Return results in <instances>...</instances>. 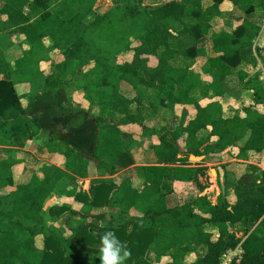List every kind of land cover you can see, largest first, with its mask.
<instances>
[{
  "label": "trees",
  "instance_id": "1",
  "mask_svg": "<svg viewBox=\"0 0 264 264\" xmlns=\"http://www.w3.org/2000/svg\"><path fill=\"white\" fill-rule=\"evenodd\" d=\"M225 1L212 0L205 7L204 0H0V36L22 35L28 45L14 64L0 43V146L6 155L0 158V264H100V237L109 230L130 250L126 264H160L165 258L166 264H185L193 252L191 264H223L224 256L238 250L240 256L229 264H264V172L246 173L231 187L224 183L213 203L200 195L207 187L201 178H207L208 168L190 165L191 155L214 152L208 143L212 136L224 152L244 139L242 156L264 151V111L256 108H264L261 72H238L243 87L254 93V105L244 108L245 117L224 118L219 102L202 106L192 95L203 84L201 75L192 74L188 63H171L177 57L192 62L207 56L198 43L210 34ZM228 1L245 17L232 33L211 34L216 56L208 57L203 72L211 75L214 96L226 94V78L243 62L255 66L258 57L264 67L263 49L254 48L261 27L251 20L257 9H264V0ZM54 50L64 59L46 76L41 64ZM122 82L135 89L133 99L121 93ZM19 84L32 89L27 106ZM73 88L84 93L88 107H72ZM209 90L203 91L204 98ZM178 105L183 109L174 130L144 126V110L153 115L161 107L176 112ZM190 108L195 110L192 117ZM129 123L159 137L154 144L158 163L137 168L145 180L141 191L130 178L118 183L113 178L135 163L131 142L119 127ZM202 130L209 132L199 139ZM21 139L61 155L63 167L44 164L37 172L17 154L14 146ZM90 177L89 191L79 188L78 180ZM175 181L197 189L169 208L166 199ZM54 193L82 203L80 211L67 204L46 211ZM104 208L118 211L107 216ZM131 208L143 216L127 220L123 215ZM67 212L73 220L82 215L75 226L71 223L70 235L54 224ZM100 220L105 222L100 225ZM208 223L218 236L206 230Z\"/></svg>",
  "mask_w": 264,
  "mask_h": 264
},
{
  "label": "crops",
  "instance_id": "2",
  "mask_svg": "<svg viewBox=\"0 0 264 264\" xmlns=\"http://www.w3.org/2000/svg\"><path fill=\"white\" fill-rule=\"evenodd\" d=\"M211 4H212V0H204L205 7ZM221 13L222 15L216 16L212 20V29L210 31V34L206 36L204 39L200 40L198 43V46L200 48H205L207 56H199L192 62L191 61L186 62L182 57H177L174 60H172L171 63L177 67L188 63L192 74L201 75L203 84L199 88H196L192 92V95L199 99L200 104L202 106H206L207 104L216 101L222 105V116L224 118H233L235 116L245 117L246 113L244 112V108L254 105V100H253L254 93L243 87L242 82L239 79L238 72L244 71L247 72L249 75H254L255 73L261 72L260 79L264 81V67L262 62L259 60V58L257 57V61H258L257 65L254 66L252 63L243 62L239 66V68L234 71L232 75L226 78L223 89L227 92L224 96H214V92L212 90H209L210 83L212 80L211 75L203 72L204 65L208 57L216 56L211 41V34L222 31L232 33L237 26L242 24L245 17L243 13L240 10H237L232 4V2L228 0H226L221 5ZM251 20L255 21L261 27L260 34L255 40L254 48L258 46L261 47L264 51V9H257V11L252 15ZM156 62L157 61L155 58L151 59V65H156ZM251 71H254V73L252 74ZM5 77L7 79H10L11 75L8 73ZM19 86H25V85L19 84L16 86L18 93H19L18 90ZM207 90H209V96L204 98L203 91H207ZM75 91H76L75 88H73V91L71 89L70 97L72 98V103H75L74 101V95L76 93ZM120 91L123 95H125L129 99H133L136 96L135 89L127 82L121 83ZM27 104L24 105L27 106ZM135 107L136 105L132 106V109H135ZM256 108L260 110V112L264 111V108L261 105L256 106ZM94 110L96 109L94 108ZM181 111H182V106L180 105L176 106V112L161 107L158 109V112L154 113L153 115L151 114V111L144 110L143 112L144 115L146 116L145 118L146 121L144 126H147L146 128L151 129L153 127L159 128L161 126L168 125L171 129L174 130L180 124ZM194 115L195 113L191 114L190 112L189 117H192ZM119 127L122 130V132L125 135H127L126 137L127 140L131 142V146H132L131 153L134 157L135 163L132 166L124 170H121L120 172L115 174L113 178L117 183L124 178H130L133 186L141 191L144 188L145 180L142 176L139 175L137 168L144 165H155L158 163V159L154 152V144L158 143L159 137L154 134L153 135L144 134V127L139 123H129L125 125H120ZM208 132L209 130H202L197 134V136L199 139L202 137H207ZM184 139L185 137H183V139L180 140V142H183ZM28 142H31L32 149L27 150V152H25L26 150L25 148ZM245 142L246 139L241 140L236 145L230 147L229 152H224L221 150L220 146L218 145V137L212 136L208 143H211L214 150L213 153L204 155L203 159L200 161L193 160L191 158V156L193 155L190 156L191 166H196L199 164L206 166L208 168L207 178L206 179L201 178L202 183L207 184V187L200 195H208V197L212 200L213 203H217L219 196L224 192V186H223L224 182L230 181L236 183L237 180L242 175L239 173H242L243 170L245 171V173H247L248 171L250 172V170L248 169H250L251 167L252 168L258 167L264 170V151L260 154L252 151L246 152V155L244 156L240 154V148L245 144ZM14 147L15 149H17L19 153L25 154L24 160L37 172L40 171V169L43 167L44 164H54L59 167H63L64 165V158L61 155L50 154L44 146H42L40 143L36 142L35 140L32 141L25 139L18 140ZM3 148L4 147L0 146V158H6L5 153L2 151ZM56 159L57 160L60 159V163H56L57 161ZM34 160H37L35 161L36 163H34ZM39 160L41 166L37 165V162ZM23 169H24V165H23ZM22 172L20 174H16L15 172L16 180H19ZM93 178L94 177L79 179L78 180L79 188H82L85 191H89L90 183ZM67 187L69 189L72 188L71 185H68ZM173 187H174V192L168 195L166 199L167 206L169 208H173L178 204L185 202L193 193H195L197 189L196 186L192 183L180 182V181H175ZM60 195L61 194H57V193L52 194V196H50V198L46 201L44 209L47 211L49 208L67 204L70 205L72 209H74L75 211L77 212L80 211L82 207V203L75 201L74 198H70L64 195L60 196ZM103 210L106 213H108L107 216H110L111 212L113 213L115 212L116 214V212L118 211V209L116 208L115 209L104 208ZM99 211L102 210L100 209L94 210V212L96 213ZM123 216H125V218L129 220L131 217H141L143 216V214L139 212L137 209L131 208ZM73 217L74 220L72 219V215H70V212H67L61 217V220L55 222L54 224L57 227L64 229L67 235H70L71 223L75 226L76 220L81 219L82 215L80 213L79 216L74 215ZM90 220L91 219H89V221ZM113 221L115 224L118 223V220H116L115 218L113 219ZM104 222L105 221L103 220L99 221L100 225H102V223ZM205 228L206 230L218 236V231L213 223L206 224ZM41 245L42 243H40V246ZM232 252L233 251L229 252L228 254ZM192 256H194V258L190 260ZM195 260H196V253L194 252L190 253L185 258V264H191ZM86 264H90V263H86Z\"/></svg>",
  "mask_w": 264,
  "mask_h": 264
},
{
  "label": "rangeland",
  "instance_id": "3",
  "mask_svg": "<svg viewBox=\"0 0 264 264\" xmlns=\"http://www.w3.org/2000/svg\"><path fill=\"white\" fill-rule=\"evenodd\" d=\"M2 4L3 3L0 2V7L2 6ZM103 11H105V10H103ZM23 40H24V36L19 35V36L15 37L11 33L3 34L2 36H0V43L2 44L1 47H2V49L4 51V53H5V56H6L7 60L10 63H14L15 64L22 57L23 52L28 48V45H24L22 43ZM47 44L49 45L48 42H47ZM50 57L51 58H50V60L48 62H43L41 64V69H42L44 75H46V76L54 74L55 70H56L55 66L64 59L63 55L60 52L55 51V50L50 52ZM129 57H130V55H129ZM251 73L253 74L254 71H251ZM71 81H72V78L69 77L67 79V81H66V84L70 83ZM18 90H19V93L21 95L25 96L23 98V103L27 104L28 97H29V95H30V93L32 91L30 85L19 86ZM69 91L71 92V89H69ZM72 91H73V89H72ZM83 98H84V93L82 91L76 92L75 95H74L75 103H72V107L74 105L75 106H82V107H85V108L88 107L89 104ZM182 109H183V107H182ZM190 109H191V114H194L195 110L192 109V108H190ZM91 112L96 114V110H92ZM25 149H26L25 152H27V150L32 149L31 148V142L27 143V146H26ZM37 151H38V149H37ZM17 154H18L19 158H23V157L25 158V154L24 153H19L18 152ZM35 161H37V160H34V163H36ZM56 163H60V159L57 160ZM40 164L41 163H40V160H39L37 162V165L41 166ZM248 170H250V169H248ZM22 171H23V165L22 164L15 169L16 174H20ZM263 172H264V170L256 167V168H252V170H250V172L248 171L247 173H253L255 175H260ZM239 174H242L241 176H243L246 173L243 170L242 173H239ZM224 183H225L226 187H229V186L231 187V186L235 185V182H230V181L224 182ZM238 236H241V234H239ZM39 242L41 243L40 240H39ZM240 254H241L240 250H238V252L233 251L232 253L227 254L226 256H224L223 264L230 263L236 256L237 257L240 256ZM193 258H194V256H192V258H190V260H192ZM168 261H169V258H165V259H163V261L160 264H166Z\"/></svg>",
  "mask_w": 264,
  "mask_h": 264
},
{
  "label": "clouds",
  "instance_id": "4",
  "mask_svg": "<svg viewBox=\"0 0 264 264\" xmlns=\"http://www.w3.org/2000/svg\"><path fill=\"white\" fill-rule=\"evenodd\" d=\"M100 264H126L131 252L114 231H105L100 237L98 248Z\"/></svg>",
  "mask_w": 264,
  "mask_h": 264
},
{
  "label": "water",
  "instance_id": "5",
  "mask_svg": "<svg viewBox=\"0 0 264 264\" xmlns=\"http://www.w3.org/2000/svg\"><path fill=\"white\" fill-rule=\"evenodd\" d=\"M191 158L193 159V160H196V161H200V160H202L203 159V156H191Z\"/></svg>",
  "mask_w": 264,
  "mask_h": 264
},
{
  "label": "built area",
  "instance_id": "6",
  "mask_svg": "<svg viewBox=\"0 0 264 264\" xmlns=\"http://www.w3.org/2000/svg\"><path fill=\"white\" fill-rule=\"evenodd\" d=\"M229 264V263H228Z\"/></svg>",
  "mask_w": 264,
  "mask_h": 264
}]
</instances>
